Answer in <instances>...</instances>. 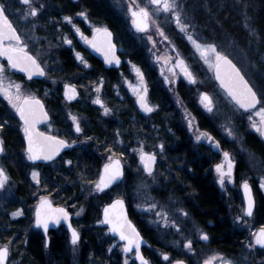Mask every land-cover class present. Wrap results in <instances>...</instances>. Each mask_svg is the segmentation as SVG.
I'll use <instances>...</instances> for the list:
<instances>
[{
  "label": "flooded vegetation",
  "instance_id": "1",
  "mask_svg": "<svg viewBox=\"0 0 264 264\" xmlns=\"http://www.w3.org/2000/svg\"><path fill=\"white\" fill-rule=\"evenodd\" d=\"M72 1V3H68L67 5L53 6L49 5L47 2H44V0H39V5L37 7H39L40 5H43L44 7L37 17L31 19V21L34 20L36 23V26L34 28H32V26L34 25L33 23L24 22L22 25H20V21L16 18L15 15L10 12L7 7L9 18L11 19L13 25L17 28L18 33L21 35L22 41L28 45V51L32 55L37 56L41 66L45 70V76L43 78L29 79L18 69H12L8 65V61L3 59L2 57H0V63L7 67L11 75L16 80L25 84L27 89L30 91L29 94L34 95L37 99H40L42 101L45 111L48 115V120L42 124L37 125L38 130L47 135L57 136L69 143H71L72 141H76V143L72 144L71 147L62 150L53 161L35 162L28 160L24 151L27 146V141L24 138L22 129L23 121L20 120L19 115L16 113L15 109H13L9 105L8 101L2 95H0V115L2 116L0 124H4L2 131H0V136L3 137L5 144V152L0 154V167H3L10 177L9 183L14 184V189L11 194L15 193L16 189L18 188V184L14 182L16 179L14 167H16V165L22 175V178H24L27 184H30L32 186L28 189V199L26 201H23V203L26 205L31 204L32 206L33 204L31 217L24 218V213L21 216L13 217L11 213L17 210L14 208L6 211V218L8 219L9 224H11L12 220H16L17 218H22V223L26 224L27 239L24 242L25 245L29 243L31 234L33 232H38L41 236H43L41 239L43 241L44 249L48 250L51 245L52 239L56 235H61L63 236L64 248L71 254L72 264H90L87 252L88 246H86L87 237L90 236L92 229H95L101 225H104L106 227V229L103 230V233L105 235L107 234V232L109 233V229L107 228V226L104 223H99V221H102V210L101 218L93 221V225H88L91 219H87L86 217L88 206L91 203L92 197L95 194L100 195L108 190L97 191L94 189L93 193L90 194L87 188L90 189L92 183L98 180L101 174L102 166L108 162V157L113 154H115V158H119L121 160V163L123 165L124 176L121 185H129L131 179L129 165L131 163V155L133 152L132 138L134 137L135 133H132L130 131L124 133L119 132V135H117L116 145H111L116 148L109 147L106 142L102 145H99L98 143H96V141H94L92 135L86 131V114L84 111H93V113L99 115L98 108L100 107V104H95L96 107H89L85 105L84 107L79 108H76V104H78L81 98L82 86L86 85L89 82H97L101 80L107 83V86L110 90L105 94V97L111 103V109L113 110L114 114L112 117L106 119L105 121H111L112 124L117 121V114H119L120 111L116 110L113 106V103L117 101L120 103H126L130 106L129 109L132 108L131 119L136 122L139 127H143V129H149V125H147L146 123V118L149 115L151 116V114L153 113L151 112L145 114L142 111L139 103H135L129 91L126 90L123 85H121L122 79L120 75L125 71V59L121 49L125 48L133 51L132 56L135 57V48L137 46H140L145 60L141 62L137 60L136 57L132 58L144 72L148 89V102L151 99L154 101L157 100L158 103H161L157 99L158 97H156L154 93L155 91L153 92V90H158L160 92L166 93L165 99H163L162 102L165 107L162 111H166V113L168 114L167 120H169V122H167V126L172 131V133H175V135L172 134L170 137L174 139V142H177L176 146L184 141L187 143L190 149L194 148V150L200 154L199 157L194 156V154L192 155L199 165L200 163L201 165H203L201 176L203 178H206L208 183L215 189L218 197L225 207V213L221 215L219 220L226 221L225 223L235 228L246 226L247 222L250 220L253 221V225L255 227H264V188L260 187L262 178H253L251 176L247 157L237 156L234 153L233 148H231L230 145L226 143L224 138L221 137L214 129L216 128L214 121H212L210 118L207 119L205 117V113L197 105H195V103H192L190 101L193 100V97L191 98L189 96V93L188 96H186L185 88L183 87V83L181 80H179V78L185 80L186 82L189 81L180 72L179 68L176 69L178 75L176 74L175 78L171 79L168 75L167 66L163 64V61L156 60V57L158 56L156 53L154 54V63L159 64L160 69L158 70L157 67L154 66L152 61L147 57L145 47L140 45L138 42V35L143 33H137L133 30L130 18L126 19L128 21L129 31L130 33H132V35H130L129 31L125 30V28H122L123 32H121V30L120 32L118 30L115 31V29L111 28L108 25L105 18H99L95 16L90 11H88L85 6H78L76 3H74L77 0ZM108 1L110 3V7L115 11L116 22H118L119 24H123V20L121 17H124V15H122V12L117 11V9L114 7V4H112L110 0ZM136 6L137 5H135V7ZM21 7L24 8L27 7V5H24L21 1ZM80 12H85L87 14L86 18L79 16L78 13ZM65 16L72 17L71 24L63 19ZM73 25H75V27H73ZM100 26L111 29L114 34V41L117 45L118 54L122 59V64L120 67H106L105 63L102 60L91 53L89 44H87L80 37L79 33L76 32V28H79L80 31L83 32L84 36L92 38L93 28ZM151 26L152 25L150 20V29L145 33L151 32ZM44 32L50 34V36H52L53 38L52 41L54 43L52 44L51 48L49 45L45 46L43 43L44 40L42 34ZM117 34L122 35V37L119 39L118 36H116ZM174 37L176 38L175 35ZM39 38L41 39V41H39ZM65 38L71 40L72 43H65ZM34 39H37V45L32 42V40ZM170 40H172L171 36L167 37V39L165 40L162 39L159 47L165 49L163 43L167 45V42L171 43ZM175 43V46L177 47L182 46V43L180 42H178L177 44V42L175 41ZM43 47L49 48L51 50V61L47 64L43 62V56L39 54L40 51L43 50ZM76 53H79L81 56H83L87 64L77 59ZM63 57H68L71 62H69L67 65ZM181 58L185 60L197 81L198 75H200L199 66L193 64L191 61L192 59L189 60L180 56L176 59V61ZM162 68L164 69L163 71ZM149 72L154 73L156 76L157 82L159 84L157 89H155V87H153L152 85L153 81L148 76ZM52 75L54 79L63 77L62 79L68 80L69 83L66 86H74L78 90L77 99L74 101L67 100L65 95V90L67 88L66 86L63 89V93L60 91L61 88L51 87L49 85V77H51ZM165 77H168V79H165ZM211 80L214 79L211 78ZM114 92H117V94H115ZM172 92L178 95L180 97V100H183V103L185 105L181 106V102L179 101L178 106V104L171 100L169 96H171ZM205 92L208 93L207 91L202 90L201 94ZM258 94L259 96H261L260 92H258ZM229 101L231 100L229 99ZM260 105L261 104H259L257 108H259ZM126 108L128 109V107H123V112L127 114L128 110H126ZM68 109H74L77 111L78 118L76 117V121H78L80 124V128L82 130L81 132L77 133L75 131L76 122L73 121V117H71L67 112ZM239 110L246 113L251 112L241 109ZM191 115L196 118L197 127L199 128L198 132H206L210 134V136L213 138L212 142H209L205 139H201L200 141H197L195 139L197 132L195 131V126ZM157 118L160 117L155 116V126H158L156 125ZM100 119L102 120L101 117ZM189 120L192 123L191 128L188 126L189 124L187 126L183 124V122L185 123L186 121L189 123ZM7 134L18 140L13 148H10L8 145ZM125 137H128V140H125L124 142ZM244 140L245 144L253 152L259 154V156L264 159L263 136H261L259 133H256L255 131H249L244 133ZM215 142H219V148H216ZM253 142L257 146L255 147L257 150L253 149V147L250 146ZM247 146L244 147L246 149H249ZM108 149H111V152H109ZM225 151L230 153L235 163V167L233 182H229L226 179L224 186H221L218 182L219 178L217 172L215 171V165L223 162V152ZM150 152H155L159 158V155L155 149L150 150ZM92 153L95 154V157L98 159L97 163L100 162L97 178L95 180H92L91 173L86 174L85 172V174H80L79 178L75 181L76 183L78 182V191H76V193L73 194L72 197H70V192L74 187L73 177L75 176L74 171L76 169V165H81L84 159L89 160L88 154L93 155ZM101 155L105 156V160L101 159ZM171 159L175 162L177 161V159ZM68 160L72 161L71 165L66 163V161ZM159 163L160 160L156 165L154 174L159 168ZM54 165H57V167H53ZM172 167L173 166L171 165L170 161L169 168L166 171L167 173H165V177L163 178L165 179L166 184L169 185V190H173L172 187L174 185L176 186L177 189L174 188L176 193H173L171 195L180 202V205L183 207L184 212L188 213L187 216L183 215V218L186 219V221L191 220L192 217L188 212V205H194L198 207L199 202H196V204H194L190 200L191 198L189 196H191L195 191L193 189L190 190L184 186L183 178L186 176L191 177L195 175V173L191 171V169L193 170V167L189 163H186L184 166L179 165V167L178 165H176L177 171L174 170V172L171 170ZM184 169H188V173H184ZM33 170L40 173L39 185H37L31 177V173ZM125 178L127 179V181L124 183L123 181L125 180ZM245 180L248 181L252 188L253 197L255 199V209L251 217H245L243 220L238 221L236 218L238 216H243V209L246 207L242 188V183ZM9 183L8 185H6V188L9 186ZM86 184H88V186ZM130 189L131 188L129 186L126 190H122L120 192L117 191V194L118 196H120L122 192L127 191L128 195H130L131 198ZM179 193L180 195H176ZM41 196H47L52 201L53 206L63 207L70 213V223L72 224L73 228H75L80 233V240L77 245H72L71 232L65 223L60 224L56 228L48 229L46 234L44 233L42 228L35 226V209L39 203V199ZM126 203L128 206L127 200ZM80 210H82V213L80 215H77ZM198 223L201 227L204 228L212 227L215 224V222L209 218L206 219V221L202 224L200 222ZM241 231L243 232V230ZM206 233L211 240L209 232L206 231ZM147 247L150 248L153 254L158 256V248L152 245L150 242L143 248V252H145V248ZM257 249L261 253V256L264 257V248H261L258 245ZM22 250L23 248L22 246H20L21 256L19 255V258L21 260V264H24V253L22 252ZM196 253L197 252L191 253V256H193L192 258L199 255H196ZM133 254L134 253H132V255ZM168 257L171 260L170 254ZM183 259H185L187 264H192L190 262L191 259L185 257Z\"/></svg>",
  "mask_w": 264,
  "mask_h": 264
},
{
  "label": "rangeland",
  "instance_id": "2",
  "mask_svg": "<svg viewBox=\"0 0 264 264\" xmlns=\"http://www.w3.org/2000/svg\"><path fill=\"white\" fill-rule=\"evenodd\" d=\"M21 1L22 0H2V2L7 4V7L10 12L15 15L16 18L20 21V25L25 22L33 23L36 26L35 21H31L32 17H29L27 20L24 19V13L27 12L28 6L22 8ZM110 1L112 4H114V7L117 9V11L122 12V15H124L125 18H130L128 12V7L130 4H136L140 7L148 8L149 12L151 13V32L140 34L137 38L139 44L145 47L147 57L152 61V63L155 67H157L158 70L160 69V65L154 63L155 53L161 57H170L171 64H175L176 59L180 56L189 60L192 59V63L199 66L200 75H198L196 83L192 84L179 78V80H181L183 83V87L185 88L186 96H188L189 93V96L191 98L193 97V100L190 101L192 103H195V105H197L205 113V117L207 119L210 118L212 121H214L216 127L214 129L218 132L221 137L224 138L226 143L229 144L231 148H233L234 153L239 157H247L251 176L253 178H262V180H264V159L261 158L259 154L253 152L245 144L244 140V133L249 131H255V129L252 127V122L257 121L259 118L254 115V112L258 111L260 107L264 106V104H261L259 108L249 113L240 111L238 108H236V106H234L231 101H229L225 94L215 84L214 80H211V78H213V68H210L204 62V58L200 56L199 52L195 49V45L187 39V36L189 34L192 35L193 39L201 44H215L217 46L218 51L231 56L239 64L244 74H246L253 82L257 91L262 94L264 93V73L261 72V70L264 71V68H260L261 70L259 69V64L256 62L258 56L256 55L254 59V55L251 54L248 49L240 45L239 42H237L230 35H224L221 40L216 37H211L212 35L206 37L205 34L208 33H205L203 30L197 27L196 20L194 18L196 17L198 6L194 3L192 5H189L186 2L187 0H176L178 7L182 10L181 22L187 23L189 25L187 32H181L179 30L176 25L175 18L170 11L164 12L162 9L158 11L157 6L152 5L150 3V0ZM33 3L35 6H38L39 0H33ZM32 28L34 27L32 26ZM158 28L159 30L163 31L164 36H171L172 38V40H170L171 43L167 42V45L163 43L165 49L159 47L161 40L164 39V36H161L159 34V32L157 31ZM174 35L176 36V38L174 37ZM148 36L152 37V42L148 40ZM36 41L37 39L32 40L35 45H37ZM39 41H41L40 38ZM153 41L155 42V44H153ZM175 41L177 42V44L178 42L182 43V46H175ZM121 50L125 59V71L120 75L122 79L121 85H123L125 89L129 91L130 95H132L133 97L132 99L134 100V102L138 103L136 95L132 92V89L129 87V82H131V84L133 85L138 84V79L133 69V65L139 67L137 63L133 60V58L136 57V54L135 57H133V51L125 48ZM39 54L43 56L44 63L47 64L51 61V50H49V48L43 47V50H41ZM4 67L6 82L10 81L16 84H20L21 91L24 94H29L30 91L27 89L25 84L16 80L11 75L7 67ZM176 74L178 75L177 71ZM53 75L49 77V85L51 87L61 88L60 91L63 93V89L66 85H68L69 81L62 79L63 77L54 79ZM168 75L171 79L173 78L169 72ZM144 80L147 85L145 75ZM97 88H99V92L96 91ZM202 90L207 91L213 98L214 106L211 112H208L200 103V94ZM109 91L110 90L107 86V83L101 80L97 82L87 83L81 88V98L78 104H76V108L84 107L85 105L89 107H96V103H94V101L99 97V99L103 101V105L100 104V107L98 108L100 117L102 118V120H106L112 117L114 114L113 110L111 109V103L105 97V94ZM114 93L117 94V92ZM169 97L176 104H178V102L180 101L181 106L185 105L183 103V100H180V97L175 93L172 92L171 96ZM262 99H264V97H262ZM149 103L154 107V111L152 112L153 114H151V116H147L146 118V123L147 125H149V129H143V127H140L139 129H142L141 134H138L137 136V134L135 133L134 137L132 138L133 152L131 155V163L129 165V171L131 176L130 183L129 185H119L117 189H115V191L112 193L113 198L118 196L117 191L120 192L122 190H126L130 186L132 209L139 216L140 220H142L146 229L151 230V233L153 232V239L156 241L158 246V257L162 258L164 254L171 255V261L169 262V264H172L176 260L184 257L191 259L190 262L192 264H204L205 260L220 256L231 259L234 264H264V260L260 259L264 257L261 256V253L257 249L258 245L251 249L247 247L249 243H254L251 234L255 233L256 231H258V229H260L259 227H255L253 225L254 223L252 220L248 221L246 226L237 227L239 230H243L244 237V242L241 245L240 250L238 252L232 250L231 254H227L214 249L210 245V238L207 241H203L200 239L201 234L206 233V230L204 227H201L197 221L193 219L186 221V219L183 218V207L180 205V202L175 199L174 196L171 195L173 193H176V191L169 190V185L166 184V181L163 178L165 177V173H167L166 171L169 168L170 161L171 165L173 166L171 169L173 172L174 170L177 171V164L174 160L171 159L172 157H169V154L167 153V144H164L162 142L163 135L160 132L162 126L154 125L155 116L161 117V113L163 112L162 110L164 109L165 105L163 103H158L157 100L154 101L151 99L149 100ZM104 107L111 109V111L107 115L104 112ZM67 112L71 117L78 116L77 111L74 109H68ZM191 118L195 126V131L198 133L199 128L197 127L196 118L193 115H191ZM183 124L187 126L189 123L186 121L185 123L183 122ZM227 128L232 129L233 134L231 136L228 135L226 131ZM164 130L166 131V135H175V133H172V131L168 128L166 121L164 122ZM141 143L143 144L144 150L146 152H150V150L155 149L159 155V160L162 163V166L158 168L154 174V180L152 177L147 176V174L142 171V165L140 164L138 153V149L141 147ZM160 144H164L163 151H160L158 147V145ZM176 144L177 142L172 145L176 146ZM169 146L170 145L168 144V147ZM244 146H247L249 149H246ZM191 151L196 157H199L200 154L196 152L194 148H191ZM101 159L105 160V156L101 155ZM53 167H57V165H54ZM141 181H144L149 185L148 192L150 193L151 197L155 198V201H146L144 190L141 191V194L139 196L136 194L137 186L141 183ZM96 182H98V180L92 183L91 187L89 186L90 189L87 188L90 194L93 193ZM86 185L88 186V184ZM13 189L14 184L9 183V186L5 190L0 191V246L8 243V241H12V239L7 238L6 236V229L9 228L10 224L8 223V219L6 218L7 210L2 208V205H4L7 199H10V195H12L11 192L13 191ZM153 202L157 203V208L155 211L167 212L169 220L167 226L163 223L162 219H159L155 215L154 211L146 210L147 205ZM137 205H143V207H137ZM1 208L3 210H1ZM181 209L183 210L182 212L180 211ZM78 213V215H80L82 213V210H80ZM188 240L192 241L191 250L185 247ZM114 246L115 245L111 246L110 250H112ZM9 247L10 251L7 264H21V260L19 258V255L21 256V254L18 247H13L12 244H10ZM114 250L117 253L121 252L120 254L122 264H125V261H127V264H132L134 260V255H126L123 252L121 245L117 246V248L115 247ZM192 252H197L196 255H199L192 258ZM213 264H221L220 259H214Z\"/></svg>",
  "mask_w": 264,
  "mask_h": 264
},
{
  "label": "snow or ice",
  "instance_id": "3",
  "mask_svg": "<svg viewBox=\"0 0 264 264\" xmlns=\"http://www.w3.org/2000/svg\"><path fill=\"white\" fill-rule=\"evenodd\" d=\"M24 5L28 6L27 12L24 13V19L27 20L29 17L35 18L40 14V11L44 7L40 5L35 6L33 0H22ZM152 5L157 6V10H163L164 12H171L175 18L177 27L181 32H187L189 25L187 23L181 22V9L178 7L176 0H150ZM128 12L130 13L132 20L131 23L140 32H147L150 27L151 13L147 7H139L138 5L134 8L131 4L128 7ZM79 16L86 18L85 12L78 13ZM68 23H72V17L65 16L63 18ZM35 27V25H33ZM75 27V25H73ZM161 36H164L163 31L157 29ZM76 32L79 33L80 37L93 49L101 52L104 55L105 61L108 64L116 63L119 64V57L115 55L116 45L112 40V33L107 27H94L92 38L84 36L83 32L79 28H76ZM164 39H167L164 36ZM187 39L195 45V49L199 52L200 56L204 58V62L215 70L216 79L219 81L222 88L225 90L227 97L237 106L239 109L245 111H252L257 108V105L264 104V93L258 97L257 91L254 90L253 86L245 78L241 69L233 63V61L225 54L217 50L215 44H201L194 40L192 35H188ZM148 40L152 41V37L148 36ZM65 43L71 44L72 41L65 38ZM153 44L155 42L153 41ZM0 57H6L8 65L12 69H19L22 72L27 73L28 78L31 79L33 76H44L45 70L41 66L37 56L30 54L28 51V45L22 41L21 35L18 33L17 28L13 26L12 21L9 19L7 13V4L0 0ZM77 59L81 60L87 64L86 60L79 53H76ZM157 61H163V64L167 66V71L171 74L173 78L176 76V69L179 68L180 72L183 73L184 77L190 83H196V79L188 67L184 59H178L175 64H171L170 57H156ZM136 77L138 79V84L133 85L129 82V87L132 92L136 95L137 101L141 109L146 113H151L154 111V107L148 102L147 98V85L144 80V73L141 68L133 65ZM164 69L162 68V71ZM168 79V77H165ZM68 91L65 95L69 99L75 97L74 86H66ZM99 92V88L96 89ZM0 95H2L16 113L19 115L20 120L23 121L22 129L24 133V138L27 141V146L25 148V154L27 159L30 161H53L64 148L71 147L76 141L71 143L57 136L47 135L40 132L36 127L42 120L47 118V113L44 111V106L42 102L37 99L34 95L24 94L21 91V85L10 81L6 82L5 67L0 64ZM96 104L103 105V101L99 97L94 101ZM200 103L203 107L211 112L213 110L214 101L213 98L208 93H202L200 98ZM111 109L104 107V112L107 115ZM254 115L259 119L252 122V127L256 132L264 136V106L260 107L258 111L254 112ZM251 119V118H250ZM75 121V131L77 133L81 132L80 124L76 121V117H73ZM190 128L192 127L191 121H189ZM4 124H0V131H2ZM229 136H231L232 129H226ZM119 135V133H117ZM197 141L205 139L209 142L213 141L210 134L206 132H198L195 136ZM216 148H219V142H215ZM160 151H163L164 145H158ZM111 152V149H108ZM5 152V144L3 137L0 136V154ZM139 161L142 165V171L147 174V176L155 179L154 167L156 164V153L146 152L144 150L143 144L138 149ZM224 160L221 163L215 165V171L218 174V182L221 186H224L226 179L229 182H233V174L235 163L229 152H223ZM67 164L71 165L72 161H66ZM124 175L123 166L121 161L115 158V154L108 157V162L103 166V172L100 175L99 181L95 183V189L97 191H103L110 185L118 181ZM32 179L37 185L40 184V173L33 170L31 173ZM10 177L3 167H0V190H5L6 185H8ZM261 188H264V180L261 181ZM242 188L244 191L246 199V207L243 209V216H238L236 219L243 220L245 217H251L255 209V199L252 195V188L247 180L243 181ZM149 185L141 181L137 186L136 194L139 196L141 191L145 192V200L155 201L154 197L150 196L148 192ZM10 194V193H8ZM137 207H143V205H137ZM157 208V203H149L147 205V211H154L155 215L163 220V223L167 226L169 223L168 214L165 211H155ZM183 211L182 209L180 210ZM79 213H77L78 215ZM13 217H18L23 215L22 209H17L12 212ZM36 220L35 224L37 227H42L47 233L49 223H60L61 220H69L70 213L67 209L63 207H53L52 201L47 196H41L39 199V205L36 209ZM183 215L187 216L188 213L183 212ZM99 223H104L110 226L109 231L115 233L119 236L120 240L125 241L123 251L125 253L132 252L135 249L136 256L140 260V264H149V261L140 253V244L142 237L139 232L136 231L135 226L131 224V221L127 219V212L125 208L124 199H116L111 204H109L104 209V219L99 221ZM174 223V221H173ZM69 228L71 229V243L72 245H77L80 240V233L71 227L69 223ZM252 239L254 243H249L248 248H254L259 245L264 248V227H261L255 233H252ZM200 239L203 241L209 240V236L206 233H202ZM11 241L0 246V264H6L9 256ZM185 247L189 250L192 248V241L188 240ZM164 260H168L167 254L163 256ZM214 259H220L221 264H234L231 259L224 258L223 256L215 257L209 260H205L204 264H213ZM127 264V261H125ZM175 264H183V261L177 260Z\"/></svg>",
  "mask_w": 264,
  "mask_h": 264
},
{
  "label": "trees",
  "instance_id": "4",
  "mask_svg": "<svg viewBox=\"0 0 264 264\" xmlns=\"http://www.w3.org/2000/svg\"><path fill=\"white\" fill-rule=\"evenodd\" d=\"M49 5H67L72 3V0H44ZM189 5L193 3L198 6V11L196 12V25L201 30H203L206 37H216L221 40L224 35H230L233 37L240 45L248 49L253 58L257 57L258 67L264 68V0H187ZM76 3L78 6H85L88 11L99 18H105L108 25L120 32H123L122 28L129 31L128 21L125 17H121L123 24L116 22L115 11L110 7L108 0H77ZM188 5V6H189ZM129 34L132 35V33ZM43 43L44 45H49L50 48L54 43L52 36L44 32ZM120 39L122 35L117 34ZM221 36V37H219ZM50 50V49H49ZM136 58L139 61H144L145 58L141 52L140 46L135 48ZM65 63L68 65L70 59L68 57H63ZM263 61V62H262ZM261 70V69H260ZM261 72L264 73L263 70ZM149 78L153 81V87L157 89L159 86L156 76L154 73H148ZM155 91V92H154ZM157 99L162 103L165 99L166 93L153 90ZM153 93V94H154ZM113 106L116 110L120 111L117 114V121L114 124L101 120L98 114L93 113V111H84L86 114V131L92 135L94 141L99 145L107 143L109 147H114L111 145H116L117 133L132 132L141 134L140 127L136 122L131 119L132 108L126 103L114 102ZM123 107H128V113H124ZM166 115V116H165ZM167 113L163 111L161 117L156 119V125L162 126L160 130L163 135V143L167 144L169 157L177 159L175 162L178 166H184L186 163L191 164L195 173L194 176H186L183 178L184 186L188 189H193L195 192L189 196L190 200L196 204L199 202L198 207L194 205H188V212L192 219L201 224L206 221V219H211L215 222L212 227H205V230L209 232L211 236L210 245L219 252L231 254L232 250L238 252L241 245L244 242L243 232L237 227H231L229 224L225 223L226 221L219 220L221 215L225 213V207L221 202L220 198L217 195L215 189L208 183L206 178L201 176L203 170V165H200L196 162V159L192 155L191 149L186 142L182 141L179 145L173 146L174 139L170 137L171 135H166L164 130V122H169L167 120ZM2 116L0 115V121ZM112 124V125H111ZM127 136V135H126ZM128 140V137L124 139ZM248 140V139H247ZM249 141V140H248ZM7 142L10 148L15 146V143L18 142L17 139H14L11 135L7 134ZM168 144L170 145L168 147ZM250 146L253 149L257 147L253 142ZM116 148V147H114ZM257 150V149H256ZM192 153V154H191ZM93 154V153H92ZM89 160L84 159L81 165H76L75 176L73 177V188L70 192V197L78 191V182L75 181L79 178L80 174H92V180L97 178V174L100 167V162L97 163V158L95 154L89 155ZM162 163H159V168L162 166ZM16 165V164H15ZM15 168V181L18 184V188L15 193L10 195V199H7L2 205V208L6 209H22L23 217H31L33 211V204H24L23 201H26L29 197L28 189L32 187L30 184H27L24 178L16 165ZM188 169H184V173H188ZM61 178V177H60ZM127 181H123L124 183ZM119 183L115 187L111 188L108 191L103 192L102 194H95L91 203L88 206L87 219H91L88 225H93L92 222L101 218L102 207L109 203L112 199V192L117 189ZM176 188L174 185L173 187ZM175 194V193H174ZM176 195H180L176 194ZM121 197H124L129 206V211L132 220L141 230L142 234L147 238V240L157 246L156 241L153 239L151 230L146 229L142 220L132 209L131 198L128 195L127 191L120 194ZM178 197V196H177ZM180 197V196H179ZM1 208V210H3ZM22 218H17L12 220L9 228L6 229L7 238L12 239L11 244L13 247H18L20 251V246H22L24 253V264H72L71 254L66 251L64 248L63 236L56 235L52 241L48 250L44 249L42 237L38 232H33L30 237V241L25 245L27 239V226L22 223ZM2 222V221H1ZM3 223V222H2ZM204 225V224H203ZM94 228V227H93ZM106 227L101 225L95 229H92L90 236L86 239V246H88V260L90 264H122L121 263V252H115L114 248L121 245L116 238L110 236L107 232L105 235L103 230ZM1 235V232H0ZM10 236V237H8ZM114 246L110 250L111 246ZM115 253V254H114ZM145 256L149 258L150 264H169L170 261H164L162 258H159L157 255L153 254L150 248H145ZM260 258V257H259ZM263 259L264 258H260ZM132 264H136L133 260Z\"/></svg>",
  "mask_w": 264,
  "mask_h": 264
},
{
  "label": "water",
  "instance_id": "5",
  "mask_svg": "<svg viewBox=\"0 0 264 264\" xmlns=\"http://www.w3.org/2000/svg\"><path fill=\"white\" fill-rule=\"evenodd\" d=\"M134 8H135V5L134 4H131ZM130 14V13H129ZM131 16V15H130ZM10 19V18H9ZM11 20V19H10ZM131 20H132V17H131ZM150 23V22H149ZM14 26V25H13ZM131 26H132V28H133V30L134 31H136V32H138V33H142V32H140V31H138L136 28H135V26L131 23ZM15 27V26H14ZM109 29V28H108ZM149 29H150V27H149ZM148 29V30H149ZM110 31H111V33H112V40H113V43L116 45V43H115V41H114V34H113V32H112V30L111 29H109ZM89 48H90V51H91V53L93 54V55H95L97 58H99L100 60H102L104 63H105V65H106V67H108V68H111V67H115V68H117V67H120L121 66V64H122V59H121V57L119 56V54H118V49H117V45H116V50H115V55L117 56V57H119V60H120V63L119 64H116V63H112V64H108V63H106V61H105V58H104V55L101 53V52H99V51H96L95 49H93L92 47H91V45H89ZM31 54V53H30ZM229 57V56H228ZM3 59H5V60H7V58L6 57H2ZM230 58V57H229ZM231 59V58H230ZM232 61H233V59H231ZM233 63L234 64H236L234 61H233ZM236 66L238 67V68H240L237 64H236ZM19 70V69H18ZM20 71V70H19ZM23 75H25L27 78H28V75H27V73H25V72H22V71H20ZM182 73V72H181ZM243 73V72H242ZM183 74V73H182ZM213 74H214V78H215V81H216V83L219 85V87L225 92V90L222 88V86L220 85V83H219V81L216 79V74H215V70L213 69ZM45 76V75H44ZM44 76H33L32 78H43ZM246 78V77H245ZM247 79V78H246ZM248 80V79H247ZM250 83V82H249ZM75 88V87H74ZM66 91H68V88H66V90H65V93H66ZM77 97H78V90L75 88V97L73 98V99H69L68 98V96H66V98H67V100L68 101H74V100H76L77 99ZM259 97V96H258ZM40 100V99H39ZM41 101V100H40ZM42 102V101H41ZM43 104V103H42ZM44 106V105H43ZM258 106V105H257ZM44 111H45V108H44ZM143 111V110H142ZM46 112V111H45ZM144 112V111H143ZM145 114H148V113H146V112H144ZM48 120V115H47V118L46 119H44V120H42L39 124H42V123H44V122H46ZM39 124H37V125H39ZM37 127V126H36ZM263 138H264V136H263ZM65 149V148H64ZM63 149V150H64ZM157 157V156H156ZM117 159H119V158H117ZM120 160V159H119ZM121 161V160H120ZM35 162H49V161H45V160H39V161H35ZM157 162H158V157H157V159H156V164H157ZM122 164V163H121ZM156 164H155V166H156ZM104 166V165H103ZM103 166H102V169H101V174H102V172H103ZM123 166V165H122ZM154 170H155V167H154ZM124 171V170H123ZM100 174V175H101ZM124 176V175H123ZM123 176L118 180V181H116L115 183H113L112 185H110L108 188H106V189H104V190H107V189H109V188H111L112 186H114L115 184H117L118 182H120L122 179H123ZM100 178V177H99ZM243 194H244V191H243ZM252 195H253V193H252ZM244 198H245V195H244ZM117 199H123V198H117ZM114 200H116V199H114ZM113 200V201H114ZM112 201V202H113ZM125 201V200H124ZM112 202H110L109 204H111ZM245 202H246V199H245ZM109 204H107V205H105L104 206V208H103V211H102V220L104 219V209L109 205ZM38 205H39V203H38ZM38 205H37V207H38ZM37 207H36V209H37ZM53 207H55V206H53ZM125 208H126V212H127V219L129 220V221H131V224L132 225H134L135 226V229H136V231H138L139 232V234H140V236L142 237V240H141V244H140V253L144 256V254H143V247L144 246H147L149 243H148V241L143 237V235L141 234V232H140V230L138 229V227L136 226V224L132 221V219L130 218V214H129V210H128V206H127V203H126V201H125ZM36 209H35V214H36ZM35 220H36V215H35ZM63 223H65L66 225H67V227H68V229L70 230V232H71V229L69 228V223H70V220H61L60 221V223H54V222H50L49 223V227H48V229H50V228H56L57 226H59L60 224H63ZM107 227H108V229L110 228V226L109 225H107V224H105ZM35 226H36V224H35ZM37 227V226H36ZM71 227L73 228V226H72V224H71ZM39 228H42V227H39ZM43 229V228H42ZM43 231H44V229H43ZM110 232V231H109ZM44 233H45V231H44ZM46 234V233H45ZM110 234L113 236V237H117V239L120 241V242H122L124 245H125V241H122V240H120V238H119V236L117 235V234H115V233H112V232H110ZM133 253H134V256H135V260H136V262L138 263V264H140V260L137 258V256H136V252H135V249H133V251H132ZM132 252H129V253H127V254H130V253H132ZM145 257V256H144ZM145 259H147L146 257H145ZM148 260V259H147ZM180 261H183V260H180ZM7 263V262H6ZM175 264V263H174ZM183 264H187L185 261H183Z\"/></svg>",
  "mask_w": 264,
  "mask_h": 264
},
{
  "label": "bare ground",
  "instance_id": "6",
  "mask_svg": "<svg viewBox=\"0 0 264 264\" xmlns=\"http://www.w3.org/2000/svg\"><path fill=\"white\" fill-rule=\"evenodd\" d=\"M7 264V263H6Z\"/></svg>",
  "mask_w": 264,
  "mask_h": 264
}]
</instances>
